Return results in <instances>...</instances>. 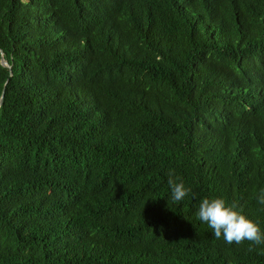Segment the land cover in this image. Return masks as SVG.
Wrapping results in <instances>:
<instances>
[{
  "label": "trees",
  "instance_id": "1",
  "mask_svg": "<svg viewBox=\"0 0 264 264\" xmlns=\"http://www.w3.org/2000/svg\"><path fill=\"white\" fill-rule=\"evenodd\" d=\"M0 50V264H264L197 216L264 231V0H0Z\"/></svg>",
  "mask_w": 264,
  "mask_h": 264
},
{
  "label": "clouds",
  "instance_id": "2",
  "mask_svg": "<svg viewBox=\"0 0 264 264\" xmlns=\"http://www.w3.org/2000/svg\"><path fill=\"white\" fill-rule=\"evenodd\" d=\"M0 55H3L0 50ZM174 176L172 172L168 174V185L172 193L174 203L182 201L187 197L191 189L186 188L182 181ZM257 203L264 210V188H261L256 196ZM198 219L207 224L212 229L217 240L223 238L224 242L232 245H239L244 241H249L251 245H264V231L260 226L237 210V205H227L222 198H204L199 204L197 212ZM253 248L250 247L249 251Z\"/></svg>",
  "mask_w": 264,
  "mask_h": 264
},
{
  "label": "water",
  "instance_id": "3",
  "mask_svg": "<svg viewBox=\"0 0 264 264\" xmlns=\"http://www.w3.org/2000/svg\"><path fill=\"white\" fill-rule=\"evenodd\" d=\"M0 65L4 68H7V69L10 68L9 65L2 58H0Z\"/></svg>",
  "mask_w": 264,
  "mask_h": 264
}]
</instances>
